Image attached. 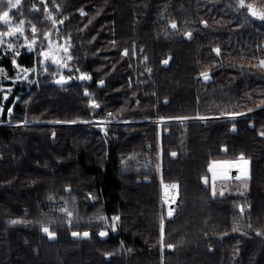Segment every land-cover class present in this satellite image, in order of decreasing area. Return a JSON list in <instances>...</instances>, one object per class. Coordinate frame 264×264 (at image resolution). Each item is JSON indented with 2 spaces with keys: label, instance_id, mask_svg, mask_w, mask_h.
Segmentation results:
<instances>
[{
  "label": "trees",
  "instance_id": "16d2710c",
  "mask_svg": "<svg viewBox=\"0 0 264 264\" xmlns=\"http://www.w3.org/2000/svg\"><path fill=\"white\" fill-rule=\"evenodd\" d=\"M244 4L0 6L29 35L34 28L44 48L53 24L43 20L56 15L77 76L67 86L51 84L58 69L48 66L40 87L15 102L27 91L23 83L6 102L0 264H264V20L247 7L264 12V0ZM40 52L23 54L19 64L35 67ZM0 65L13 75L12 57L3 55ZM102 122L113 123L90 125ZM241 158L249 161L245 194L221 195L227 182L241 187L237 180L212 186V165ZM160 181L180 186L172 219L160 205ZM115 218L118 232L102 238Z\"/></svg>",
  "mask_w": 264,
  "mask_h": 264
},
{
  "label": "rangeland",
  "instance_id": "374dc122",
  "mask_svg": "<svg viewBox=\"0 0 264 264\" xmlns=\"http://www.w3.org/2000/svg\"><path fill=\"white\" fill-rule=\"evenodd\" d=\"M41 1L43 3L46 2V0H41ZM12 2L16 3V0H12ZM21 2L22 0H20L19 4H17L15 8L11 7V10L17 9L20 6ZM11 10L8 11L9 16L6 18V21H0V50L2 52V53L0 52L2 54V56L0 55V64L1 62H3V55H4V59L6 57H12L15 66L13 75L10 73L8 77L0 79V126L1 127L5 126L6 124L4 122V117H5V106L8 100V94L5 92V88L11 87L12 89L16 90V88H23V83L28 84L27 91L21 93L15 98V102H17L22 95L26 94L30 90L33 84H36L38 87H40L41 78L50 73L48 66L49 67L55 66V68L58 69L57 73L51 75L56 77L55 80L51 82V84L61 85V86L66 84L64 77H62L63 74L66 72L71 73L73 75L74 81L76 80L75 77L77 78L76 74L75 73L73 74V66L71 65V61H72L71 49H70L71 43L68 42L67 40H60V38L58 37V33H59L58 17L56 15L51 14L49 15V17H46L43 20V21L49 20L53 24L52 29L44 38L46 40V47L44 48V46H42V41L40 42V39L37 36L38 35L37 31L33 30L34 29L33 28L31 31V34L33 35H29L28 29L25 26L24 22L23 21L17 22L14 16L11 14ZM252 11L257 12L258 14L261 13L260 11L254 8H251V13ZM2 14L3 12L2 13L0 12V15ZM254 18L256 20L260 19L258 15L255 16ZM37 49L41 50V52L38 55L39 60L36 61L37 64L35 65V67L28 68L26 70L24 66L19 64L18 62L19 58L23 54H29L33 51H36ZM203 77L206 81L210 80L209 75H207V78H205V76ZM81 79H87V78L85 76H81ZM5 96L7 97L6 99ZM12 115H13V108H11L7 112L8 117H11ZM229 117L233 118L232 116ZM236 117L239 116L236 115L234 118ZM221 118H227V117H221ZM8 121L9 122H7V124L11 126L28 125L27 122L20 124V123H13L11 120ZM162 123H164V121ZM162 123H158V125ZM106 126L109 125L106 124L103 125L102 129L105 130L104 128H106ZM211 172H212V176L210 183H212V186L216 185L217 181L224 182V181L237 180L238 181L237 185L242 189V190L239 189L238 191H233L230 188V184H232V182H227L222 186L223 195L238 196L245 194V191L248 187V183L246 179L249 177L248 160L241 158L235 161L216 162L212 165ZM237 177L239 178L237 179ZM169 213L172 214V217L170 218H169ZM175 213L176 210L173 212L167 210V218L172 219ZM114 229H116L118 232V228L116 226V218L113 220V222L112 220L108 221L106 229L102 231L103 233H105L103 236L112 234L114 232ZM78 236L79 234L75 235V237ZM83 237L87 238L89 237V234L87 236L83 235ZM169 252H173V250Z\"/></svg>",
  "mask_w": 264,
  "mask_h": 264
},
{
  "label": "built area",
  "instance_id": "2783aa9c",
  "mask_svg": "<svg viewBox=\"0 0 264 264\" xmlns=\"http://www.w3.org/2000/svg\"><path fill=\"white\" fill-rule=\"evenodd\" d=\"M9 75H10L9 70L6 67L0 65V79L6 78ZM62 77H64V80L66 82V84H64L63 86L70 85L74 81V78L71 75H63ZM5 92L8 94V99L13 97L15 94L14 89H12L11 87L5 88ZM199 120L204 122L207 120V118H200ZM105 124L107 125L111 123H108V122L107 123H104V122L91 123L90 125H93L94 127L98 128V127H102ZM160 183H161L160 184V194H159L160 205L166 208L167 210H170L171 212H173L182 204L180 200V186L178 183H175V182H161L160 181ZM173 185H175L176 187H172ZM170 217H172V214L169 215V218ZM114 232L113 234H116L117 230L114 229ZM109 235L110 234H108L107 236H102V238L107 239ZM168 250L172 251L173 250L172 246L168 247Z\"/></svg>",
  "mask_w": 264,
  "mask_h": 264
},
{
  "label": "snow or ice",
  "instance_id": "6c2138e0",
  "mask_svg": "<svg viewBox=\"0 0 264 264\" xmlns=\"http://www.w3.org/2000/svg\"><path fill=\"white\" fill-rule=\"evenodd\" d=\"M19 2H20V0H16V3H13L12 2V0H0V6H3L5 3H7L8 5H10L12 8H15L16 6H17V4H19ZM240 4H241V6L242 7H244L245 6V4H244V0H240ZM249 9H251V5H248L247 6ZM81 14L83 15L84 13L83 12H81ZM254 17L255 16H259V18L260 19H262V20H264V12H261V13H257V12H255V11H252V13H251ZM9 16V12L8 11H4L3 12V14L2 15H0V21H6V18ZM172 27L173 28H175L176 27V25L173 23L172 24ZM33 30H35V29H33ZM190 35V34H189ZM218 51V50H217ZM125 54H127V53H125ZM165 63H167V61H165ZM261 65L262 66H264V61H262L261 62ZM204 76H205V78H207V74L205 73V74H203ZM7 97L5 96V99H6ZM233 118L236 116V115H242V113H232V114H230ZM261 135L262 136H264V132H262L261 133ZM173 155H175L174 153H173ZM239 177H237V179H238ZM207 182V181H206ZM172 187H176L175 185H173ZM216 193H215V191H213V195H215ZM221 195H223V193H221ZM169 215H171V213H169ZM118 219V218H117ZM12 223H19V221H12ZM45 233H48L49 234V236H52V235H54L53 233H50L49 232V229L48 228H43L42 229ZM236 229H234V231H235ZM105 233H103V232H101L100 233V235L101 236H103ZM73 235L75 236V235H78L77 233H73ZM84 236H87L88 235V233H84L83 234Z\"/></svg>",
  "mask_w": 264,
  "mask_h": 264
}]
</instances>
